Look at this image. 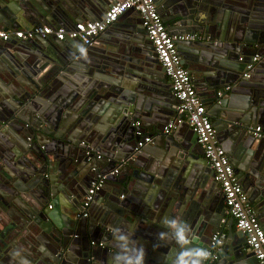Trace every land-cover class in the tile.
Instances as JSON below:
<instances>
[{"label":"water","instance_id":"95a60500","mask_svg":"<svg viewBox=\"0 0 264 264\" xmlns=\"http://www.w3.org/2000/svg\"><path fill=\"white\" fill-rule=\"evenodd\" d=\"M6 1L8 9L2 13L0 30L7 29L9 22L17 21L21 17L29 19L31 24L36 26L51 25L58 28L74 25L89 19L84 9H93L88 0H18L16 5L12 4L14 0ZM154 1L171 35H202L200 41H179V52L183 45H192L196 50H202L197 51L200 56L198 62L204 64L207 61H203V57L207 59V56H211L206 51L211 49L216 52L220 42L222 44L226 41L225 21L214 13L215 11H206L207 6L203 3L199 5L196 0L188 7H175L173 10L171 7L164 8L160 0ZM103 11L105 14L107 10ZM168 13L174 16V27L165 20L169 16ZM104 14L99 13L100 17L97 18L100 20ZM119 20L120 18L109 28L116 30ZM139 23L141 24V21ZM229 36L232 38L230 32L227 37L230 38ZM131 38V42L138 43L143 49V55L148 57V60L143 59L145 66L154 72L158 71L159 67V72L164 74L145 30L138 26L133 27ZM236 38L235 42H241L240 38ZM7 43L10 45H6ZM77 44L81 45L77 40L68 38L59 41L55 37H36L30 41L10 38L0 45V264H87L90 258L88 264H108L110 256L117 251L112 226L108 229L107 224H96L92 221L90 209L85 218H78L77 215L82 212V203L90 182L98 174H109L114 169H117V174L106 177L101 189L93 196L90 207L97 194L102 195L105 191H110L108 186L113 183L117 188L112 189V193L125 192L126 196H135L142 179L152 185L151 189L158 188L159 199L156 200L157 206L153 207L155 210L151 215L148 208L141 212L136 207L124 205V208H128L124 217L130 223L129 229L133 228V238L137 241L145 239L147 242L146 264H164L167 252L178 247L174 241L157 239L159 232L167 231L163 226V219L166 217L182 220L192 226L197 236V245L209 247L215 257L209 264H258L248 250L245 235L241 231L232 230L231 219L228 220L230 227L226 240L218 250L210 247L211 237L222 231L220 221L225 215L224 206L219 201L200 198L192 190L200 177L212 175L206 159L198 162L200 153L195 150L193 138L178 141L174 135L175 129L167 136L169 140H164L163 148L166 154L161 162L156 160L159 167L165 168L160 183L156 179L159 174L155 172L156 169L143 172L135 170L144 149L158 146L159 143L154 138L152 145L136 152L134 149L138 138L135 137V132L138 127L133 124L156 118V112L160 115L169 114L166 113V105L164 108V105L158 102L161 101L159 95L163 92L156 89L154 84L141 78L137 80L130 77V82L126 81L130 83V87L124 85L125 83L106 84L96 98H92L98 105L101 103L105 109L111 110V117L107 121L116 128V142H111L112 146H116L112 149L114 158L107 169L105 166H97V162L102 158L97 159L95 150H91L89 143L80 138V130L84 129L81 124H86V127V120L79 118L70 121L71 115L65 114V111H69L83 116L82 109H78L80 104L62 103L59 108L63 111L60 113V110H51L36 100L46 99L47 91L57 83L59 75L56 72L48 78H36L37 72L32 69L33 62L28 61L31 54L38 57L41 55L43 58L47 56L52 62L64 66L73 63L79 54ZM255 53L253 50L249 54L250 58L243 57L238 68H225L227 75H222L216 83L208 80L198 82L193 71L191 75L195 88L201 93L199 95H208L204 103L209 109L208 115L216 131L217 140L229 157L235 175L249 201L254 205L255 214L264 228V176L256 175L251 169V166H254L258 170L261 163L252 160V152L248 151L250 147L255 150L254 148L259 146L256 144L258 139L249 134V131L255 128L253 121L259 117L257 110L252 107L261 95L256 99L253 96L257 90H264V85L253 88L255 84L252 71L249 78L241 79L246 64L252 61L251 57L257 55ZM239 54L243 55L242 51ZM182 58L183 56L181 64H184ZM212 66L214 65L211 64V68ZM216 72L219 71H214ZM22 75L26 80L22 79ZM162 81H165V77ZM227 85L232 86L230 95L218 100L217 91ZM216 101L219 105L215 104ZM239 101H246L249 103L248 107H241ZM168 103L176 105L170 101ZM211 106L214 109H211ZM168 122L169 120L165 125ZM89 123H92V120ZM261 131L263 132L262 128ZM194 140L196 141L195 135ZM119 142L128 148V152L119 154ZM166 142L171 144L170 148ZM198 147L200 148L199 145ZM215 186L220 190L214 181L209 189L212 190ZM74 191L79 194H74ZM56 207L59 210L65 207L67 211L53 213ZM74 228L79 234H75ZM107 229L109 234L106 233ZM38 236H43L44 240ZM85 237L100 239L101 242H93L94 245H91L90 241L91 252L98 248L100 253L86 254L82 250ZM76 239L81 242L78 243ZM155 245L158 247H154ZM109 248L113 251L109 252Z\"/></svg>","mask_w":264,"mask_h":264},{"label":"crops","instance_id":"0c3cea01","mask_svg":"<svg viewBox=\"0 0 264 264\" xmlns=\"http://www.w3.org/2000/svg\"><path fill=\"white\" fill-rule=\"evenodd\" d=\"M18 0H14L12 4L16 5ZM91 3L93 9H89L87 7L86 15L88 14V18L85 21H97L99 20L97 17L98 14H104L103 10H107L109 4L117 0H88ZM163 3L164 8L171 7L173 10L175 7L178 9L179 7H188L190 3H195L196 0H160ZM199 1V5L203 3L206 5V11L209 12V9L215 11L219 17H222L224 22L225 29V39L226 41L220 42V46H217L216 52H213L211 49L207 50V54L211 56H207V59L203 57V61H207L206 63H199L200 56L197 54V51L192 45H183L181 47V51L179 52L180 58L183 56L184 64L183 67L190 73L193 71L198 78V82H202L204 80H208L210 82L218 81L222 75H227L225 68L232 66L234 68H238L242 64L243 57H249L251 52H256L260 57V60L254 64V68L252 70L253 83L255 84L253 88L257 89L258 86L264 85V0H197ZM97 6H96V4ZM8 2L6 0L0 1V19H2V13L6 12L8 7L6 6ZM102 8V9H101ZM169 10V9H168ZM203 11V10H202ZM160 15L161 11H160ZM169 16L165 18L170 24L171 27L175 26L174 16L168 13ZM100 17V16H99ZM93 18V19H91ZM163 20V19H162ZM140 19L137 16L136 12L130 10L126 12L124 15L120 17V20L117 22L118 28L116 30H112L108 28L105 32L99 35L98 38L95 39L93 45L86 48L87 50V59L79 58L74 59L73 63L66 64L64 66L52 62L47 56L43 58L41 55L35 56L32 55L29 57L28 61L33 62L32 69L36 71L37 76L48 78L58 72L59 78L57 83L55 82L53 86L47 91L46 99L37 98L36 100L39 103H43V105L51 110H60V113L63 109H60V105L68 104V103H76L81 106L78 107L82 109L83 116L77 115L76 112L65 111V114H70V121H74L76 119H85L88 125L85 127L84 124H81V127L84 126L83 131L80 130V138L89 143V147L91 150H95L96 154L101 155V160L97 162V166L100 167L105 166L106 169L111 166V161H113L114 153L112 151L116 146H112L111 142H116L117 134H114L116 130L114 125H111L107 121L108 118L111 117V110L105 109L101 103L98 105L96 101L92 98H96L101 88H103L106 84L112 83H121L128 87H130L129 81L130 77L132 79H142L148 83H152L155 85L156 89L160 90L163 93H160L159 97L162 98V105H165L167 109H165L169 114H159L155 113L156 118H152L151 120H141L140 122V130L145 134L153 136L156 141L158 140V146L155 147H146L144 149L143 154L139 158L138 164L136 163L135 170L138 172H143L144 170L153 168L156 169L155 172H159L157 175V180L160 183V180L163 178L164 170L163 167H159V164L156 163L163 159L166 154L165 148L163 145L165 144L164 140L169 138L161 134L162 128L167 122V120H171L175 117V104L168 103V101L172 103H176L175 99L171 93V87L169 79L162 74L160 68L158 71H151L148 69L143 63V59L148 60V57L143 55V49L138 43L131 42V33L133 27H140L142 25L139 23ZM164 21V20H163ZM165 23V21H164ZM166 25V23H165ZM36 26V24H31V21L27 18H18L17 21H11L8 24V28L0 31H9L12 32L14 30H28L32 27ZM51 26V25H45ZM73 25H66L65 27L71 28ZM167 27V25H166ZM232 36V41L228 38V33ZM147 36V35H146ZM237 37V40L241 39V42H235L234 39ZM240 38V39H239ZM148 39V38H147ZM30 41V40H28ZM149 41V40H148ZM216 41H218L216 39ZM253 42V43H252ZM151 44V43H150ZM0 45H3V42H0ZM10 45V44H6ZM263 46V47H260ZM15 47L16 46H12ZM141 48V49H140ZM195 49V50H194ZM200 49V48H199ZM242 51L243 55L239 53ZM239 54V55H238ZM182 55V56H181ZM238 55V57H237ZM76 56H79L76 55ZM242 56V57H241ZM255 56V55H254ZM253 56V57H254ZM35 57V60H33ZM237 57V58H236ZM251 57V58H253ZM237 59V60H236ZM182 61V60H181ZM211 64L213 68H211ZM209 67V68H208ZM213 69V71H211ZM214 71H219L218 73H214ZM29 74V73H28ZM209 74V75H208ZM30 75V74H29ZM23 76V75H22ZM32 77V76H30ZM163 77H165V81L163 82ZM192 80L193 76L191 75ZM24 80H26L23 76ZM53 80L55 78H52ZM241 79H243L241 77ZM157 81V82H156ZM194 84V83H193ZM195 86V85H194ZM230 87L229 90H225L226 87ZM225 88L219 89L217 92L223 91L222 95L218 98L224 99L227 95H230L232 86L227 85ZM154 87V86H153ZM49 88V87H48ZM196 89V88H195ZM48 90V89H47ZM196 93L202 100L206 113L208 114L209 109L206 108L205 100L208 98L207 93L206 96H201L199 91L196 89ZM261 95L259 100H256V105H253L252 109L257 110L259 114L258 119L253 121L255 127H261L263 130V135L258 142L259 145L257 148L252 147L248 148L249 152H252L250 158L255 161H259L261 163L258 170L251 166V169L255 172L256 175L264 176V90H257L253 98L255 99ZM158 97V98H159ZM156 101V100H155ZM166 101V102H165ZM255 101V102H256ZM216 105H219V102H215ZM239 105L241 107H248L249 103L246 101H239ZM215 106V105H214ZM102 107V108H101ZM214 109L213 106L210 107ZM105 109V110H103ZM92 120V123H89ZM113 126V127H112ZM252 127V125H251ZM159 128V129H157ZM254 129V128H253ZM252 130V129H251ZM251 130L249 134H251ZM173 133V132H172ZM174 135L178 141L183 140H192L196 145L195 150L200 153V158L198 162H202L204 158L202 149L198 147L196 141L194 140V135L191 130L185 126L184 124L179 125L174 131ZM136 137V136H135ZM166 140V141H167ZM168 148H170L171 144L166 142ZM256 144H253L254 146ZM119 154H125L128 152V148L123 145L118 144ZM95 148V149H93ZM104 155V156H103ZM248 154H246L247 156ZM252 156V157H251ZM108 157V158H107ZM205 159V158H204ZM118 166V165H117ZM161 168V169H160ZM144 178V177H143ZM86 182V185L87 186ZM213 183L212 175L210 176H202L198 179L194 184L195 188H192L193 192L203 199L208 201H219L220 204L224 206V198L222 197L221 191L216 188H212L210 190V185ZM115 184H111L108 186L110 191H105L104 194H97L96 200L91 205L90 214L92 215L91 220L98 224L99 222H103L107 224L109 229L110 226L114 229L119 226L124 228L126 231H130L132 233V229H129L130 223L128 219H125L124 213L128 212V208H124L126 206H133L138 208L139 211H144L145 209L151 210L150 215L155 210L153 207L156 205V200L159 199L158 196V188L151 189L150 183L147 180H140V187L136 191L135 196L129 195L126 196L125 192L123 193H112V189L117 187ZM149 187V188H148ZM243 188V187H242ZM84 188V192H85ZM74 194H79L74 191ZM164 194V193H163ZM195 194V196H196ZM123 196V198H121ZM158 196V197H157ZM251 203V202H250ZM67 203H65L66 205ZM253 209L254 205L251 203ZM51 207V205H49ZM48 206V207H49ZM73 206V205H72ZM71 206V207H72ZM74 207V206H73ZM222 207V206H221ZM49 209V208H48ZM52 210V207H51ZM61 211H67L65 207L60 209ZM58 207L54 210L53 213H60ZM76 216V215H75ZM224 218V215L222 219ZM261 222V221H260ZM262 224V223H261ZM109 225V226H108ZM221 225V221H220ZM228 222L227 226L223 228L224 232L228 235L229 233ZM263 227V226H262ZM232 230L236 231L234 225H231ZM107 229L106 233L109 234L110 231ZM75 230V228H74ZM35 231L33 232V234ZM38 231L36 235H38ZM79 234L75 230V234ZM99 236V235H98ZM41 240H44L43 236H38ZM54 237V235H53ZM78 243L81 241L76 239ZM91 242H101L98 237L90 239L89 237H85L83 239L82 250L84 252H91L90 246ZM105 243V242H104ZM139 243L147 249V242L145 239H140ZM107 244V242L105 243ZM111 244V243H110ZM95 248L91 254L100 253V250ZM113 250L109 248V252ZM161 256V254H159ZM91 261V258L88 262ZM87 262V264H88ZM29 264V263H28ZM93 264V263H92ZM94 264H101L98 262H94Z\"/></svg>","mask_w":264,"mask_h":264},{"label":"built area","instance_id":"2783aa9c","mask_svg":"<svg viewBox=\"0 0 264 264\" xmlns=\"http://www.w3.org/2000/svg\"><path fill=\"white\" fill-rule=\"evenodd\" d=\"M1 1V0H0ZM133 10L137 13L145 30L147 38L151 43L154 53L157 56L159 65L164 69L165 76L169 79L171 93L176 101L175 117L163 127V135H170L179 125L185 123L192 130L196 137V143L202 149L204 158L212 170V178L220 187L224 197V218L221 225L227 226L229 219L232 220L237 231H241L246 237V245L258 264H264V228L255 214V211L239 183L230 159L217 140L216 131L212 120L206 113L204 104L196 93L190 73L181 64L177 43L179 41H200L202 35L197 33L186 35H171L162 20L158 6L154 0H117L107 9L104 16L98 21H81L75 23L71 28L52 26H34L28 30L0 31V42H6L10 38L21 41L33 40L36 37L45 39L55 37L62 41L65 38L77 40L84 47H90L100 34L105 32L127 11ZM260 60L255 55L252 61L246 64L242 78L247 79L254 68V64ZM226 87L225 90H229ZM223 91L217 92V97ZM134 127H138L135 136V151L139 152L147 145L153 144L154 137L144 134L140 130V122H135ZM251 135L260 139L263 135L260 127L251 130ZM83 145V142L81 143ZM89 154V152H87ZM97 159L101 155L96 154ZM117 169L106 173L98 174L89 184L86 197L82 203V212L78 218L88 216V210L92 198L99 191L108 175H116ZM123 198V196H121ZM49 208H51L49 206ZM227 234L222 231L215 233L210 239V247L218 250L219 246L226 240ZM91 245H94L91 242ZM102 246V244H99ZM214 255L206 264L214 260Z\"/></svg>","mask_w":264,"mask_h":264},{"label":"clouds","instance_id":"9594fccd","mask_svg":"<svg viewBox=\"0 0 264 264\" xmlns=\"http://www.w3.org/2000/svg\"><path fill=\"white\" fill-rule=\"evenodd\" d=\"M79 56L76 59H87V50L77 44ZM163 226L167 231L157 234L159 241H174L178 246L165 255L164 264H206L211 259L212 252L205 245H197V236L187 222L175 218H164ZM130 231L119 226L113 229V239L117 251L111 255L108 264H146V249L133 238ZM154 247H158L155 245Z\"/></svg>","mask_w":264,"mask_h":264}]
</instances>
